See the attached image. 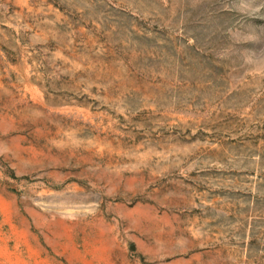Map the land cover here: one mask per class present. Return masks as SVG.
<instances>
[{
	"label": "rangeland",
	"instance_id": "obj_1",
	"mask_svg": "<svg viewBox=\"0 0 264 264\" xmlns=\"http://www.w3.org/2000/svg\"><path fill=\"white\" fill-rule=\"evenodd\" d=\"M0 264H264V0H0Z\"/></svg>",
	"mask_w": 264,
	"mask_h": 264
}]
</instances>
